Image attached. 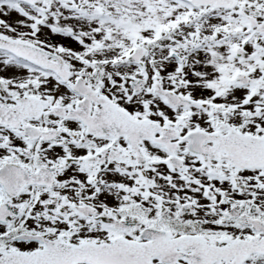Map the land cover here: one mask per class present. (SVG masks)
<instances>
[{"label": "snow or ice", "instance_id": "6c2138e0", "mask_svg": "<svg viewBox=\"0 0 264 264\" xmlns=\"http://www.w3.org/2000/svg\"><path fill=\"white\" fill-rule=\"evenodd\" d=\"M0 264H264V0H0Z\"/></svg>", "mask_w": 264, "mask_h": 264}]
</instances>
